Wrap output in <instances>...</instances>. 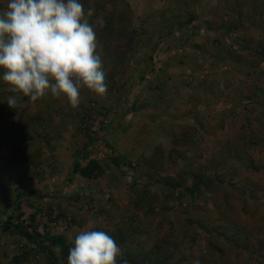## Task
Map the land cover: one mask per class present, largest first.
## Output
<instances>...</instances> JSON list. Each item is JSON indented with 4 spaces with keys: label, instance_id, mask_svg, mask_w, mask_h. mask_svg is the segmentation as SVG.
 <instances>
[{
    "label": "rangeland",
    "instance_id": "obj_1",
    "mask_svg": "<svg viewBox=\"0 0 264 264\" xmlns=\"http://www.w3.org/2000/svg\"><path fill=\"white\" fill-rule=\"evenodd\" d=\"M82 3L91 22L104 20L96 32L106 94L81 88L76 108L50 94L10 108L13 93L0 82V264L29 246L18 228L1 229L7 216L69 243L68 233L106 231L119 264H141L161 243L174 253L167 264H264V7ZM84 149L101 165L96 180L72 172L77 160L87 164ZM196 173L207 187L194 198ZM214 175L225 185L211 191ZM143 201L149 211L138 209ZM50 211L62 214L55 225ZM26 256L21 264L52 263L35 250Z\"/></svg>",
    "mask_w": 264,
    "mask_h": 264
},
{
    "label": "clouds",
    "instance_id": "obj_2",
    "mask_svg": "<svg viewBox=\"0 0 264 264\" xmlns=\"http://www.w3.org/2000/svg\"><path fill=\"white\" fill-rule=\"evenodd\" d=\"M93 14L82 0H7L0 9V82L13 93L10 108L25 97L35 102L48 94L76 108L81 88L106 94L96 32L104 20L91 22ZM67 239L66 264H119L121 248L106 231L80 230ZM53 252L59 254L60 247Z\"/></svg>",
    "mask_w": 264,
    "mask_h": 264
},
{
    "label": "trees",
    "instance_id": "obj_3",
    "mask_svg": "<svg viewBox=\"0 0 264 264\" xmlns=\"http://www.w3.org/2000/svg\"><path fill=\"white\" fill-rule=\"evenodd\" d=\"M256 4L260 5L261 7H264V2L260 3L259 0H256ZM216 16H217V14H216ZM80 159L87 160V164L84 166H81V164L78 160L76 162H74L73 167H72V172L74 174L75 173L80 174L88 180H96L101 176L100 175L101 165L95 159H89V152L86 149L83 150V153L80 156ZM193 180H194L193 186H192V188H190L188 190V193H190L192 197L196 198V196L200 195L201 188L202 187L205 188L207 186H204L201 177L197 173L193 174ZM213 184L224 186L225 182H224V180H222V178H220V176L214 175L212 177V180H211V186L208 187L211 191L213 190ZM13 203H14L13 209L18 208L19 200H15ZM140 205H142L143 207H141ZM140 205L138 207V209L140 211H142V209L149 211V209H147L146 207H149L150 203H148L147 201L146 202L143 201L142 204H140ZM14 206H15V208H14ZM170 206L171 205L169 204L168 208H170ZM0 209H1V207H0ZM36 211H37L36 214H32L30 216V218H29L30 222H32L34 220V218L40 214V210H36ZM61 215L62 214H59L58 216H55V218L53 219V218H51V211H50V217H49L48 212L46 214V216L49 217L48 219H49L50 223H52L54 225L57 224L56 221L59 222V219L62 218ZM7 217H8L7 221L1 223V229L10 235L11 233L14 234V231H15L14 228L15 229L18 228L19 230H17V233L19 234V236L25 238L26 241L29 242V246L26 247L24 254L21 256H18L16 260L11 257L9 264H14V261L16 263L21 264L23 262V260L27 259L26 255L28 253V250H30V251L35 250L38 254L48 255L50 260L52 261L51 264H58L59 263L58 257H60L59 261L61 262V264L64 262V260H66L68 250L71 247V243L67 242L65 237H63L59 234H55L53 232H51V233L45 232L44 234H40V232L37 230V227H33V225H31V224H27V226H26V224L22 223L21 220L18 223L12 224V217L11 216H7ZM19 217H20V214H18L16 216V219H18ZM72 223H73V221H72ZM202 225L204 227L206 226V224H203V223H202ZM45 242H47L48 245L45 246L44 245ZM166 242L169 245L174 246L168 240ZM161 245H156L152 249L149 248L147 250V252H144V253L139 250L140 253H143L141 264H167L169 259L171 257H174V253H173V251H171V252L164 251V249H166V250H168V249L163 245V243H161ZM56 246H59L61 249V252L58 254V257H57V254L53 252V248ZM168 248H169V246H168ZM149 256H151V257H149ZM120 262L121 261L119 260V263ZM170 264H172V263H170Z\"/></svg>",
    "mask_w": 264,
    "mask_h": 264
}]
</instances>
